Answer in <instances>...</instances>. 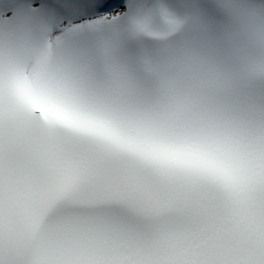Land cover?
Here are the masks:
<instances>
[{
    "label": "snow or ice",
    "instance_id": "6c2138e0",
    "mask_svg": "<svg viewBox=\"0 0 264 264\" xmlns=\"http://www.w3.org/2000/svg\"><path fill=\"white\" fill-rule=\"evenodd\" d=\"M0 264H264V0H0Z\"/></svg>",
    "mask_w": 264,
    "mask_h": 264
}]
</instances>
